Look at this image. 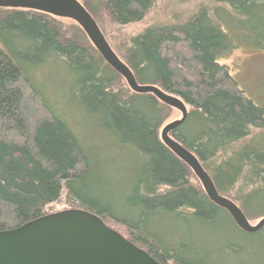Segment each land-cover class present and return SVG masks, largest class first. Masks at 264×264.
<instances>
[{
  "label": "trees",
  "instance_id": "1",
  "mask_svg": "<svg viewBox=\"0 0 264 264\" xmlns=\"http://www.w3.org/2000/svg\"><path fill=\"white\" fill-rule=\"evenodd\" d=\"M156 1L101 3L120 29L141 22ZM4 8L0 231L56 212L60 202L63 210L98 215L160 263L264 264V226L241 228L161 139L172 105L132 91L50 14ZM107 44L137 84L185 106L170 135L195 156L217 194L247 220L264 218V108L219 63L239 45L264 51V0H213L183 22L152 24ZM48 67L57 71L49 79Z\"/></svg>",
  "mask_w": 264,
  "mask_h": 264
},
{
  "label": "water",
  "instance_id": "2",
  "mask_svg": "<svg viewBox=\"0 0 264 264\" xmlns=\"http://www.w3.org/2000/svg\"><path fill=\"white\" fill-rule=\"evenodd\" d=\"M32 8L43 13L70 17L88 33L100 55L127 81L137 93H152L180 113V119L166 124L160 134L163 142L200 179L207 195L230 211L241 228L256 232L264 226V218L255 225L249 224L237 205L221 197L213 187L209 175L195 156L173 138L167 137L186 117V108L154 85H139L121 59L111 50L96 29L87 11L75 0H0V7ZM0 264H164L155 260L116 230L108 227L96 214L84 209H65L0 231ZM182 264V263H167Z\"/></svg>",
  "mask_w": 264,
  "mask_h": 264
},
{
  "label": "rangeland",
  "instance_id": "3",
  "mask_svg": "<svg viewBox=\"0 0 264 264\" xmlns=\"http://www.w3.org/2000/svg\"><path fill=\"white\" fill-rule=\"evenodd\" d=\"M75 1H77L87 11L93 20L96 29L101 33L105 41L111 45L117 44L121 39L126 38L130 33H137L152 24H173L183 22L192 13H194L199 6L213 5V0H157L141 22H137L119 29L115 27V25L111 24L110 18L107 15L106 9L101 3V0ZM0 9H4L5 11L9 10V8L4 7H0ZM35 11L41 12L39 10ZM93 13L97 14V21L95 20ZM49 16L59 26H61L68 39L84 46L85 48H93L98 54H100L87 31L77 21L65 16H57L52 14ZM117 57L119 58V56ZM219 63L227 67L229 72L236 79L239 87L245 92L246 96L255 105L264 108V51L258 50L253 46L239 45L236 49L223 55L220 58ZM46 72L48 79L54 77V75L57 74L55 68L50 67L47 68ZM56 103L58 107H60L58 101ZM180 117V111L177 108L171 107L170 115L162 123L159 129V135L166 124L180 119ZM256 132L253 131V134ZM167 137L170 138L171 135L168 133ZM187 167L191 172L193 181L199 184L203 189L200 179L197 177L191 167ZM233 203L237 205L235 202ZM64 207L65 205L59 202L54 205L53 210H63ZM259 220L260 218L254 220L249 219L247 221L249 224L255 225Z\"/></svg>",
  "mask_w": 264,
  "mask_h": 264
}]
</instances>
